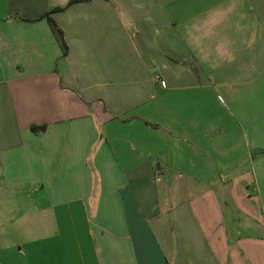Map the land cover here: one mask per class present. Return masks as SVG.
Here are the masks:
<instances>
[{
  "label": "crops",
  "instance_id": "1",
  "mask_svg": "<svg viewBox=\"0 0 264 264\" xmlns=\"http://www.w3.org/2000/svg\"><path fill=\"white\" fill-rule=\"evenodd\" d=\"M243 1L0 0V264H264Z\"/></svg>",
  "mask_w": 264,
  "mask_h": 264
},
{
  "label": "rangeland",
  "instance_id": "2",
  "mask_svg": "<svg viewBox=\"0 0 264 264\" xmlns=\"http://www.w3.org/2000/svg\"><path fill=\"white\" fill-rule=\"evenodd\" d=\"M243 3L248 4L250 9L255 11V13L259 15V19L262 20L263 15L261 16V11H260L262 8V4L264 5V2H262V0H244Z\"/></svg>",
  "mask_w": 264,
  "mask_h": 264
},
{
  "label": "trees",
  "instance_id": "3",
  "mask_svg": "<svg viewBox=\"0 0 264 264\" xmlns=\"http://www.w3.org/2000/svg\"><path fill=\"white\" fill-rule=\"evenodd\" d=\"M52 23V22H51ZM52 27H53V30H54V32L56 33V36H57V38H58V40H59V43H60V45L63 47V49H64V45H63V43H62V39H61V34H60V31L58 30V28L52 23Z\"/></svg>",
  "mask_w": 264,
  "mask_h": 264
},
{
  "label": "built area",
  "instance_id": "4",
  "mask_svg": "<svg viewBox=\"0 0 264 264\" xmlns=\"http://www.w3.org/2000/svg\"><path fill=\"white\" fill-rule=\"evenodd\" d=\"M161 85H163L164 83L162 81H160Z\"/></svg>",
  "mask_w": 264,
  "mask_h": 264
}]
</instances>
